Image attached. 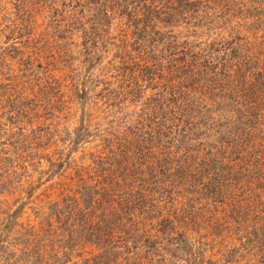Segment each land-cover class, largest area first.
Instances as JSON below:
<instances>
[{"label":"trees","instance_id":"obj_1","mask_svg":"<svg viewBox=\"0 0 264 264\" xmlns=\"http://www.w3.org/2000/svg\"><path fill=\"white\" fill-rule=\"evenodd\" d=\"M0 264H264V0H0Z\"/></svg>","mask_w":264,"mask_h":264},{"label":"rangeland","instance_id":"obj_2","mask_svg":"<svg viewBox=\"0 0 264 264\" xmlns=\"http://www.w3.org/2000/svg\"><path fill=\"white\" fill-rule=\"evenodd\" d=\"M62 125H64L65 127H71L72 125H74V119H70V120H64V118H62Z\"/></svg>","mask_w":264,"mask_h":264}]
</instances>
